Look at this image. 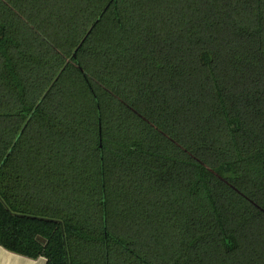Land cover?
<instances>
[{
  "label": "trees",
  "instance_id": "16d2710c",
  "mask_svg": "<svg viewBox=\"0 0 264 264\" xmlns=\"http://www.w3.org/2000/svg\"><path fill=\"white\" fill-rule=\"evenodd\" d=\"M0 245L264 264V0H0Z\"/></svg>",
  "mask_w": 264,
  "mask_h": 264
},
{
  "label": "crops",
  "instance_id": "0c3cea01",
  "mask_svg": "<svg viewBox=\"0 0 264 264\" xmlns=\"http://www.w3.org/2000/svg\"><path fill=\"white\" fill-rule=\"evenodd\" d=\"M43 257L34 259L22 254L10 251L0 245V264H45Z\"/></svg>",
  "mask_w": 264,
  "mask_h": 264
}]
</instances>
